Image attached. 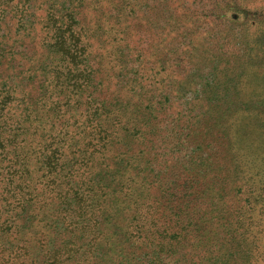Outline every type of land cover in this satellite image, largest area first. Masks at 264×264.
<instances>
[{"label": "rangeland", "instance_id": "rangeland-1", "mask_svg": "<svg viewBox=\"0 0 264 264\" xmlns=\"http://www.w3.org/2000/svg\"><path fill=\"white\" fill-rule=\"evenodd\" d=\"M18 2L0 0V86L20 81L35 97L46 78L44 38L53 7L49 0H31L22 13ZM129 2L71 5L91 44L92 100L109 102L115 92L119 102L132 104L127 115L135 117L139 98L142 110L148 114L150 105L153 111L144 139L130 144L140 154L129 172L138 173L139 201L151 204L148 221L155 219L174 238L187 223L192 230L184 229V248L162 264H264V214L252 215L258 220L252 219V227L262 228L253 243L245 245V234L231 227L242 194L264 184L258 183L264 180V126L254 120L264 111V0H133L132 7ZM54 11L59 23L67 22L64 10ZM133 76L141 85L128 94L123 85ZM243 136L249 149L239 142ZM241 159L252 173L244 186L236 181ZM113 161L111 156L105 164ZM116 181L108 179L109 188ZM50 236L56 246L64 242L57 232ZM145 255L143 249L138 260Z\"/></svg>", "mask_w": 264, "mask_h": 264}, {"label": "trees", "instance_id": "trees-1", "mask_svg": "<svg viewBox=\"0 0 264 264\" xmlns=\"http://www.w3.org/2000/svg\"><path fill=\"white\" fill-rule=\"evenodd\" d=\"M30 1L18 2L22 13ZM49 1L53 9L46 22L48 56L41 92L30 96L20 81L0 86V264H60L68 258L76 260L74 264H162L184 248V229L192 230L187 223L174 238L163 234L155 219L148 221L151 204L139 201L143 193L137 187L138 173L129 172H134L140 154L132 153L130 144L144 139L151 106L147 114L139 98L131 117L126 108L132 104L119 102L115 92L109 102L92 100L89 86L95 70L79 12L72 9L73 0ZM128 1L132 7L133 0ZM54 7L65 11L61 17L66 16V23H59ZM122 68L126 71L122 66L120 75ZM140 85L133 76L123 88L130 94ZM254 120L264 126V111ZM246 138L239 140L243 150L249 149ZM111 156L113 165L105 164ZM241 160L235 164L236 181L244 186L252 173L249 162ZM261 176L264 179V173ZM108 179H117L115 187L109 188ZM251 189L242 194L231 222L234 233L245 234L240 238L245 245L262 229L252 227V215L264 214V184ZM51 232L63 235L64 242L56 246ZM143 249L147 255L138 260Z\"/></svg>", "mask_w": 264, "mask_h": 264}]
</instances>
